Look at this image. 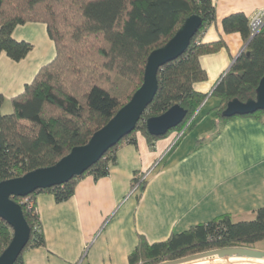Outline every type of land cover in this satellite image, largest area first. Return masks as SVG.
Segmentation results:
<instances>
[{
  "label": "trees",
  "instance_id": "1",
  "mask_svg": "<svg viewBox=\"0 0 264 264\" xmlns=\"http://www.w3.org/2000/svg\"><path fill=\"white\" fill-rule=\"evenodd\" d=\"M193 15L202 19V27L185 54L160 69L157 95L135 131L83 176L30 195L34 204L40 193H51L58 203L66 202L74 196L84 176L96 181L107 177L116 163L117 149L125 142L136 143L138 134L153 145L160 138L148 133L147 120L163 115L175 105L184 108L187 117L166 136L185 129L208 97L194 89L195 84L208 79L200 59L218 52L224 43L203 44L199 40L204 30L216 22L213 0H0V54L6 53L14 61L29 54L32 45L12 38L14 29L26 23L45 24L56 49L54 60L13 99V113L0 116V182L52 167L73 148L86 145L142 86L151 52L165 46ZM223 28L227 34L239 33L246 43L245 51L212 93L220 99L217 116L227 123L237 118L222 116L229 101L256 98L264 77V28L252 37L250 21L243 14L226 17ZM242 117L262 119L264 111ZM13 200L21 202L19 198ZM22 209L31 235L15 264H23L26 250L46 246L36 208L28 210L22 205ZM12 237L11 227L0 218V256ZM262 240L264 207L255 212L252 221L234 222L224 215L188 231L173 233L164 242L150 244L140 236L129 262L160 264L211 250L253 248Z\"/></svg>",
  "mask_w": 264,
  "mask_h": 264
},
{
  "label": "crops",
  "instance_id": "2",
  "mask_svg": "<svg viewBox=\"0 0 264 264\" xmlns=\"http://www.w3.org/2000/svg\"><path fill=\"white\" fill-rule=\"evenodd\" d=\"M216 22L199 40L223 42L200 62L205 82L194 85L207 95L199 112L188 122L182 140L175 133L149 144L142 135L116 151L110 174L98 181L86 175L74 196L58 203L51 193H40L35 208L46 246L29 249L23 264H130L140 236L150 244L206 224L224 215L234 222L252 221L264 207V117H237L222 123L220 99L212 93L245 51L239 33L227 34L223 20L243 14L251 21L264 9V0H213ZM12 38L32 45L21 61L0 54V116L13 113V99L21 95L38 72L55 56V43L43 23H26ZM152 170L141 190L130 195L136 174ZM264 251V240L253 247ZM194 264H264L248 258L211 259Z\"/></svg>",
  "mask_w": 264,
  "mask_h": 264
},
{
  "label": "water",
  "instance_id": "3",
  "mask_svg": "<svg viewBox=\"0 0 264 264\" xmlns=\"http://www.w3.org/2000/svg\"><path fill=\"white\" fill-rule=\"evenodd\" d=\"M202 24L203 21L199 16H190L165 46L151 52L147 59L142 86L136 91L131 101L120 109L107 125L97 131L86 145L73 148L67 156L52 167L37 169L22 177L0 182V218L13 231L9 246L0 256V264H15L28 245L31 235L22 205L16 203L13 198L24 199L37 191L62 186L74 178L83 176L110 149L135 131L140 119L157 95L160 69L185 54ZM260 111H264V77L259 83L254 100L242 102L239 99H233L228 102L222 116L231 119ZM186 117L187 111L180 105H175L163 115L148 119L147 131L151 136L164 137L179 127ZM215 258L264 260V251L253 248H224L160 264H192Z\"/></svg>",
  "mask_w": 264,
  "mask_h": 264
},
{
  "label": "built area",
  "instance_id": "4",
  "mask_svg": "<svg viewBox=\"0 0 264 264\" xmlns=\"http://www.w3.org/2000/svg\"><path fill=\"white\" fill-rule=\"evenodd\" d=\"M263 28H264V9H261L254 14V16L252 17V19L250 21L251 36L252 37L256 36L258 33L261 32V30ZM184 131L185 130H182L179 133L182 135L184 133ZM180 136L178 134V137L176 138V142ZM151 173H152V170H150L146 173H143V174H138V176L136 177L137 180H136V182H134V185H133V188H132L130 195H134L141 190L142 186L147 181V179L151 175ZM20 204L26 205L28 210H35L34 201L32 199H30L29 197L21 199Z\"/></svg>",
  "mask_w": 264,
  "mask_h": 264
},
{
  "label": "rangeland",
  "instance_id": "5",
  "mask_svg": "<svg viewBox=\"0 0 264 264\" xmlns=\"http://www.w3.org/2000/svg\"><path fill=\"white\" fill-rule=\"evenodd\" d=\"M175 133V132H174ZM173 132L171 133L172 135L174 134ZM184 133H186V130L184 131ZM184 133L181 135L179 132H177V133H175V137L177 138L178 137V134H179V139L177 140V142L178 141H180V140H182L183 139V137H184ZM254 249V248H253ZM192 264H194V263H192Z\"/></svg>",
  "mask_w": 264,
  "mask_h": 264
}]
</instances>
